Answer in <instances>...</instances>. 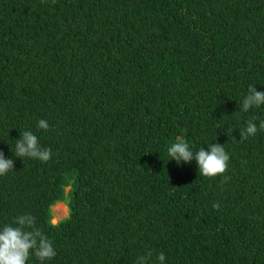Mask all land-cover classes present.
<instances>
[{"label": "trees", "instance_id": "obj_1", "mask_svg": "<svg viewBox=\"0 0 264 264\" xmlns=\"http://www.w3.org/2000/svg\"><path fill=\"white\" fill-rule=\"evenodd\" d=\"M250 86L264 92V0H0V229L34 216L56 251L43 264H264ZM24 131L49 161L16 157ZM178 139L224 145L226 172L171 160Z\"/></svg>", "mask_w": 264, "mask_h": 264}, {"label": "clouds", "instance_id": "obj_2", "mask_svg": "<svg viewBox=\"0 0 264 264\" xmlns=\"http://www.w3.org/2000/svg\"><path fill=\"white\" fill-rule=\"evenodd\" d=\"M262 105H264V92H259L256 87L250 86L240 110L248 112L251 108H259ZM37 126L44 131L49 128L48 122L43 119L38 121ZM259 129L264 130V120L260 121ZM257 130V124L249 120L246 128L240 132V141L254 136ZM15 155L21 159L27 157L47 162L52 152L50 148L41 147L39 138L32 131H24L21 133V138L16 140ZM168 155L178 164L181 162L187 164L194 160L198 165L199 173L204 177L224 174L229 161L224 145L213 143L207 147V150L200 148L194 154L188 143L182 139L170 145ZM13 167L14 160L6 158L3 151H0V176L13 170ZM225 179L227 180V177ZM213 208L218 209L219 204H213ZM30 253L34 254L42 264L56 255L52 241L36 227V218L31 214H25L15 218L12 225H5L0 229V264H26ZM152 255L151 251L146 252L144 256L138 258L137 264H152ZM165 260V254L161 252L156 256L155 264H164Z\"/></svg>", "mask_w": 264, "mask_h": 264}, {"label": "rangeland", "instance_id": "obj_3", "mask_svg": "<svg viewBox=\"0 0 264 264\" xmlns=\"http://www.w3.org/2000/svg\"><path fill=\"white\" fill-rule=\"evenodd\" d=\"M69 190V188L67 189V191ZM69 203V199H67L65 201V203H60L57 204L54 208H53V216H54V224L59 223L60 221L66 219L69 216V207L67 206ZM63 205L64 208L66 209V212L63 211V209H61L59 206ZM59 208V209H58Z\"/></svg>", "mask_w": 264, "mask_h": 264}, {"label": "bare ground", "instance_id": "obj_4", "mask_svg": "<svg viewBox=\"0 0 264 264\" xmlns=\"http://www.w3.org/2000/svg\"><path fill=\"white\" fill-rule=\"evenodd\" d=\"M59 207H60L61 209H63L64 212H66V209L64 208L63 205H60ZM58 209H59V208H58Z\"/></svg>", "mask_w": 264, "mask_h": 264}, {"label": "water", "instance_id": "obj_5", "mask_svg": "<svg viewBox=\"0 0 264 264\" xmlns=\"http://www.w3.org/2000/svg\"><path fill=\"white\" fill-rule=\"evenodd\" d=\"M53 223H54V220H53Z\"/></svg>", "mask_w": 264, "mask_h": 264}]
</instances>
